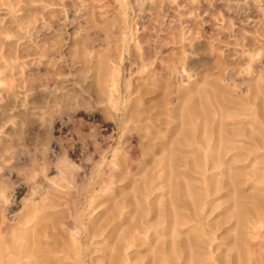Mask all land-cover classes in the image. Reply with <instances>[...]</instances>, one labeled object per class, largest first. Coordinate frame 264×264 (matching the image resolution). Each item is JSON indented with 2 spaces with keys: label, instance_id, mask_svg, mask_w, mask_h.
Returning a JSON list of instances; mask_svg holds the SVG:
<instances>
[{
  "label": "rangeland",
  "instance_id": "1",
  "mask_svg": "<svg viewBox=\"0 0 264 264\" xmlns=\"http://www.w3.org/2000/svg\"><path fill=\"white\" fill-rule=\"evenodd\" d=\"M0 264H264V0H0Z\"/></svg>",
  "mask_w": 264,
  "mask_h": 264
}]
</instances>
